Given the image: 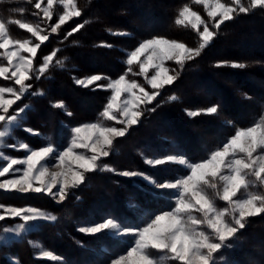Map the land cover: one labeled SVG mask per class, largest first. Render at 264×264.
Masks as SVG:
<instances>
[{
	"label": "trees",
	"instance_id": "obj_1",
	"mask_svg": "<svg viewBox=\"0 0 264 264\" xmlns=\"http://www.w3.org/2000/svg\"><path fill=\"white\" fill-rule=\"evenodd\" d=\"M76 4L81 16L51 34L38 53L42 58L59 50L48 71L36 79L30 89V92L39 90L43 94L26 96L24 102L31 106L21 128L14 130V136H24L30 143L35 141L23 134L22 125L35 126L48 141L63 147L69 142L74 126L103 119L101 113L110 90L95 85L82 87L75 83L76 79L98 74L103 79L96 83L104 84L126 72L130 75L126 63L128 53L153 37L198 47L197 31L176 23L185 5L203 15L206 21L210 19L204 4L194 0H76ZM77 24L84 27L67 36ZM258 27L264 29L262 8L239 13L225 21L201 55L187 62L178 79L161 89L156 100L144 109L140 122L124 137L114 140L109 164L119 171L146 173L157 182L173 181L186 174L184 166L175 163L152 166L146 160L182 155L197 162L222 147L237 129L252 125L264 109V88L257 80L264 79V32L260 36ZM22 32L23 37L30 36L26 30ZM113 32L126 35H113ZM256 34L258 36L253 37ZM255 44L261 48L252 46ZM57 60L62 61V65L57 64ZM234 62L246 67H233ZM133 66L138 73L139 65ZM168 66L178 68L174 62ZM142 77L134 75L133 79L142 83ZM172 96L177 99L171 100ZM59 103L64 107L53 106ZM210 106H218V112L188 115L190 111ZM150 108L155 111H149ZM31 113L35 117L29 124ZM169 191L154 188L142 178L97 170L88 173L79 187L70 189L62 202L40 193L45 197L40 202L50 204L48 208L56 212L57 219L42 222L23 238L1 244L0 264H109L125 251V246L103 233H81L79 227L100 222L106 216L128 224L138 223L154 213L168 210V196L159 193ZM0 202L40 207L25 194L0 196ZM130 202L138 207L130 208ZM5 222L0 221V227ZM30 239L40 240L60 259L50 261L39 256ZM228 244L231 246L216 254L217 264H264V213L249 217L245 228Z\"/></svg>",
	"mask_w": 264,
	"mask_h": 264
},
{
	"label": "snow or ice",
	"instance_id": "obj_2",
	"mask_svg": "<svg viewBox=\"0 0 264 264\" xmlns=\"http://www.w3.org/2000/svg\"><path fill=\"white\" fill-rule=\"evenodd\" d=\"M31 2L32 0H29V3ZM194 2L204 4L207 16L212 21L211 27L187 5L180 10L176 23L190 26L197 31L200 39L198 47H188L176 40L153 37L143 41L135 50L128 53L126 61L128 72H132V66L138 64L139 72L132 74L143 76L151 91L146 90L145 86L136 80L127 79V72L110 80L106 86L96 83L103 79L101 75L75 80V83L82 87L95 85L111 90V96L101 116L104 120L123 125L122 127L107 126L103 122L74 127L71 129L73 135L70 144L62 149L52 144L32 149L28 144L21 143L19 148L28 152L22 159L10 158L0 151V157L7 162L6 166H0V177L6 175L12 177L0 180V190H15L21 193L43 192L62 202L67 198L69 189L77 188L85 182L86 173L97 170L115 172V169L102 164V159L110 155L113 140L124 137L132 126L137 125L143 116L144 107L156 100L161 89L166 85H172L178 79L187 62L201 55L217 34L213 29L219 30L225 21L232 20L234 15L239 13L247 14L252 9H264V0H248L247 5L243 0H231V3H223L221 0ZM57 3L63 5L64 11L51 26V33H57L61 25L73 17L81 16V11L74 0H46V4L44 0H36L34 7L43 13V18L51 21L53 7ZM8 23L26 29L39 43H32L28 39H11L5 21L0 20V49H5L0 56L7 60V66L0 65V77L14 80V85L19 86L0 87V149L6 146L5 138H11L13 131L21 128L20 118L29 106L18 107L11 113L9 110L31 89L32 85L26 81L33 76L39 79L59 51L56 49L45 55L39 67L34 68L33 58L36 57L37 49L49 39V36L42 34L43 29L39 25H31L20 20H10ZM83 27L84 24H77L67 32V36H72ZM112 34L126 35L123 32ZM10 46L14 50H9ZM22 52L29 55H22ZM142 56H145L144 60H141ZM166 61H174L178 68L169 69L165 66ZM56 63L62 65L63 62L57 60ZM231 66L246 67L239 62H234ZM149 69L154 70L151 76L148 75ZM5 94L12 98L5 99ZM170 99L175 100L177 97L172 96ZM53 106L63 108L64 104ZM148 110L155 111V108ZM217 112L218 106H210L204 110L190 111L188 115ZM23 130L38 134L31 128ZM7 147L16 145L8 144ZM49 162L51 167L59 170L49 171ZM146 163L152 166L175 163L187 169L185 175L165 182H157L140 171L118 173L129 178L140 177L154 188L170 190L168 193H159L168 196L170 203L168 210L152 214L142 226L106 216L100 222L78 229L84 234L103 233L125 246V251L112 259L111 264H166L167 261H175L176 264H217L216 254L231 246L228 241L245 228L247 218L264 213V194L249 191L256 185L264 186V117L251 127L237 129L222 147L212 151L207 159L200 162H189L182 155H168L163 159H147ZM15 165L24 167L14 168ZM17 173L20 175H16ZM209 190H212L215 197L226 202L227 207L218 208L213 196L209 195ZM242 192L246 195L239 198L238 193ZM129 207L135 208L138 205L130 202ZM0 210L3 213L0 214V221L6 218H19L22 221L14 228H3L4 233L16 236L30 231L31 224L57 219L35 207H6L0 204ZM153 250L162 255L157 257ZM40 256L50 261L60 259L52 251H41Z\"/></svg>",
	"mask_w": 264,
	"mask_h": 264
},
{
	"label": "rangeland",
	"instance_id": "obj_3",
	"mask_svg": "<svg viewBox=\"0 0 264 264\" xmlns=\"http://www.w3.org/2000/svg\"><path fill=\"white\" fill-rule=\"evenodd\" d=\"M25 1V2H24ZM24 2V3H23ZM36 0H32L31 3H29V0H0V20H3L5 21L6 23V26L9 30V35H10V38L13 39V40H25V39H28V40H31L32 43H39V41H37L35 39V37H33L30 33V36H25L23 37L25 34L22 32L23 30H26V29H20L18 25L16 24H9L8 21L10 20H20L24 23H28V24H31V25H39L41 27V29H43L42 31V34L44 35H48L50 36L51 34V26L54 25L59 16L61 14H63V11H64V8H63V5L60 4V3H57L54 5L53 7V17H52V20L49 21L47 20V18H43V13L40 12V10L36 9L34 7V4H35ZM75 4H76V0H74ZM221 2L223 3H231V0H221ZM243 2L247 5L248 3V0H243ZM23 3V4H22ZM44 4H46V0H44ZM77 5V4H76ZM78 8V7H77ZM20 9H23V11L21 12ZM192 11H195L193 8H191ZM207 11V10H206ZM197 12V11H195ZM36 13H39V15H36ZM202 19H204V16L201 15L199 12H197ZM73 18H76V17H73ZM72 18V19H73ZM205 20V19H204ZM70 21V20H69ZM206 21V20H205ZM68 22V21H67ZM207 23H209V26L211 27V24H212V21L209 19L206 21ZM64 25V24H63ZM61 25V27L63 26ZM60 27V28H61ZM202 28L203 26H201V31H202ZM261 29V30H260ZM60 30V29H59ZM58 30V31H59ZM214 31H216L215 29H213ZM14 31V32H13ZM27 31V30H26ZM257 31L259 32L260 36L261 34H263L264 32V29H262L261 27H258L257 28ZM258 36L257 34L254 35L253 37H256ZM164 39H167V38H164ZM168 40H171V39H168ZM45 42V41H44ZM43 42V43H44ZM179 42V41H178ZM42 43V44H43ZM41 44V45H42ZM140 45V44H139ZM138 45V46H139ZM137 46V47H138ZM254 46L255 48H261L259 44H255V45H252ZM136 47V48H137ZM189 47V46H188ZM254 47H251V50L254 49ZM238 48V47H237ZM9 50H14L12 48V46H10ZM39 49H37V54H36V57L33 58V66L34 68H38L39 65L43 62V56L42 58H39L38 57V53H39ZM135 50V49H134ZM239 50H240V47H239ZM5 49H0V53L4 52ZM133 51V50H132ZM131 52V51H130ZM22 55H29L28 53H21ZM51 54V53H49ZM47 54V55H49ZM54 59L55 57L53 58V61L51 62L50 66L53 64L54 62ZM145 59V56H142L141 57V60H144ZM171 62H174V61H166L165 62V66L169 68L168 64L171 63ZM0 65H4V66H7V60L4 59L2 56H0ZM135 65V64H134ZM49 66V68H50ZM48 68V69H49ZM47 69V71H48ZM170 69V68H169ZM46 71V72H47ZM45 72V73H46ZM137 73L136 69L134 66H132V72H130L129 74L130 75H127V79L129 80H136V79H133V74L132 73ZM154 70L153 69H149V72H148V75L151 76L153 74ZM44 73V74H45ZM41 75L40 78L42 76ZM170 74H173L170 72ZM93 75H98V74H93ZM89 76H92V75H89ZM89 76H86V77H83V78H79V79H85ZM39 78V79H40ZM143 78V82H139L138 80H136L138 83L142 84L145 86V89L148 90V91H151V88L149 85L146 84V81ZM113 79H116V78H113ZM36 80L35 76H33L32 79L26 81V83H29L32 85L33 87V83L34 81ZM112 80L111 79H108L106 80V83H104L103 85H107L108 82ZM259 81V84L261 85V87L264 88V79L263 78H258L257 79ZM33 81V82H32ZM16 87L18 88L19 86L18 85H14V80H6L4 79L3 77H0V87ZM30 89L27 93H25V95L21 98V100L17 101L15 104L12 105V108L9 110L10 113L13 111V109H16L18 107H23L24 105H28V106H31L30 103H25V98L28 94H31V93H34L33 91H31L30 93ZM36 93H42L41 91H37ZM110 96H111V90H110ZM12 97L9 96V94H5V99H10ZM110 98V97H109ZM242 105V104H241ZM148 106V105H147ZM146 106V107H147ZM238 106H240V104H238ZM144 107V109L146 108ZM238 108V107H236ZM29 109V107H28ZM28 109L26 110V112L24 114H22L21 116V122L26 118V114H27V111ZM143 109V111H144ZM239 112H241V109H238ZM35 117V114L34 113H31L30 117H29V124H30V121ZM262 117H264V109H263V112L262 114L255 120V122L250 125V126H247V127H251L253 126L256 122H258ZM142 118V117H141ZM140 118V119H141ZM96 122H103L105 125L107 126H115V127H122L123 125H120V124H117L115 121H108V120H96L94 122H84L82 124H79L77 126H74V127H79V126H82L83 124H86V123H96ZM73 127V128H74ZM24 128H31L33 129V132L34 133H38V134H33V133H29V132H26L24 131L23 129ZM244 128V127H243ZM22 130H23V134L31 137L35 142L34 143H30L26 138H24V136H22V138H18L17 136H14V131H13V135L11 138H5V147L0 149V151H3L5 155L9 156L10 158H16V159H22L24 158L28 152L27 150L25 149H20L19 148V145L21 143H26L30 146V148L32 149H36V148H39L41 146H47L49 144H52L54 146H58L54 143H52L51 141H48L47 139V136H44L41 134L40 130L38 128H36L35 126L31 125V127L29 125H22ZM72 135L73 133L71 132V135H70V138H69V142L63 146V147H66L70 144L71 142V139H72ZM230 138V137H229ZM228 138V139H229ZM227 139V140H228ZM115 140V139H114ZM113 140V142H114ZM226 140V141H227ZM225 141V142H226ZM8 144H15L16 147H7ZM61 147V149L63 148ZM113 147V145H112ZM112 150V148H111ZM111 153V152H110ZM90 154V153H89ZM109 157V156H108ZM108 157L106 158H103L102 159V164H106L108 165L109 167L113 168V166L111 164H109L108 162ZM165 158V157H164ZM185 158V157H184ZM208 158V157H207ZM205 158V159H207ZM163 159V158H162ZM186 159V158H185ZM187 160V159H186ZM204 160V159H203ZM189 161V160H188ZM202 161V160H200ZM200 161H197V162H200ZM189 162H192V161H189ZM6 161L3 160L2 157H0V166H6ZM24 166L23 165H15L14 168H23ZM114 169V168H113ZM59 169H56V168H53L51 167V162H49V171H57ZM122 171H128V170H116L115 172L116 173H120ZM137 171V170H135ZM88 173L85 174V179H86V176H87ZM16 175H20V173H17ZM8 178H12L10 175H6L5 177H0V180H3V179H8ZM134 178H140V177H134ZM70 190V189H69ZM53 191H55V189H53ZM250 192H256V193H260V194H264V186H260V185H256L252 188L249 189ZM43 193V192H41ZM15 194H25L29 197L30 200L38 203L40 205L39 206H35V205H31V204H25V205H14V204H9V203H3V202H0V204H3L5 205L6 207H35V208H38L42 211H45L47 212L49 215H53L57 218V214L54 210H52L51 208H48L49 205H46L44 204L43 202H40V201H43V198H45L44 196H41L40 193H36V192H27V193H21V192H18V191H15V190H11V191H5V190H0V196H9L11 197L12 195H15ZM37 195V196H36ZM44 195H48L46 193H44ZM209 195L213 196L214 200H215V204L218 208H224V207H227V204L226 202L220 200L218 197H215V194L212 192V190H209ZM246 195L244 194L243 192L242 193H238V197L239 198H243V196ZM52 197V196H51ZM56 201H59L58 198H54ZM174 206V205H173ZM0 214H3L2 213V210H0ZM150 218V217H149ZM148 218V219H149ZM148 219H141L137 224H140V226L143 225L144 222H146ZM248 219V218H247ZM5 223L0 227V237H2V239H0V245L1 244H4V243H11L14 239H20V238H23L24 236H26L30 231L32 230H35L36 228L39 227V225L42 223V222H53V221H40V222H37V223H34V224H31L29 227L31 228L30 231L28 232H25V233H22L20 236H16L12 233H4L3 232V228L5 227H8V228H14L17 224L21 223L22 221L19 220V218H16V219H11V218H6L5 219ZM247 221V220H246ZM9 222V223H8ZM30 241L32 242L31 244L37 249V254L40 256V252L41 251H50L49 249H47L45 247V245L40 241V240H37V239H30ZM122 254V253H121ZM153 254L156 255L157 257L162 255L161 253H157L155 252V250H153ZM42 257V256H41ZM111 264V262L109 263ZM166 264H176L175 261H167Z\"/></svg>",
	"mask_w": 264,
	"mask_h": 264
}]
</instances>
